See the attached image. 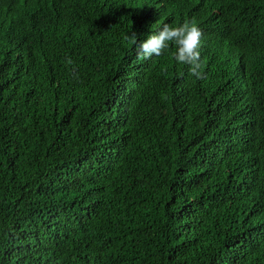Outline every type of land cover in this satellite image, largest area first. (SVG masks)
<instances>
[{"label": "trees", "instance_id": "16d2710c", "mask_svg": "<svg viewBox=\"0 0 264 264\" xmlns=\"http://www.w3.org/2000/svg\"><path fill=\"white\" fill-rule=\"evenodd\" d=\"M127 2L0 0V264H264V0Z\"/></svg>", "mask_w": 264, "mask_h": 264}, {"label": "clouds", "instance_id": "9594fccd", "mask_svg": "<svg viewBox=\"0 0 264 264\" xmlns=\"http://www.w3.org/2000/svg\"><path fill=\"white\" fill-rule=\"evenodd\" d=\"M131 1L128 0V6L129 4L132 6ZM203 36L195 20H185L182 25L176 27L164 24L158 32L148 35L146 39L139 42L138 56L140 59H151L153 56L162 55L170 44H174L176 47V51L173 53L174 58L177 62L190 66L189 74L191 76L203 79L201 69H210L223 74L226 78V74L219 69L224 60H221L220 57L221 43L202 48ZM125 38L132 43H137L139 40L135 32H131ZM205 48L206 51H204ZM68 63L72 62L69 60ZM234 84L232 85L234 86ZM261 139L263 138L258 136L257 142L260 144Z\"/></svg>", "mask_w": 264, "mask_h": 264}, {"label": "bare ground", "instance_id": "6f19581e", "mask_svg": "<svg viewBox=\"0 0 264 264\" xmlns=\"http://www.w3.org/2000/svg\"><path fill=\"white\" fill-rule=\"evenodd\" d=\"M153 3V2H152ZM147 4V3H146ZM227 44V43H226ZM233 50H235V48L233 49ZM248 76V75H247ZM188 102V101H187Z\"/></svg>", "mask_w": 264, "mask_h": 264}]
</instances>
